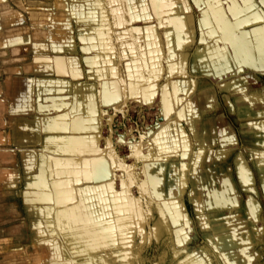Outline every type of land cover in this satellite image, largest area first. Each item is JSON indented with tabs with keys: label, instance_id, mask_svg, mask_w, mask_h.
Listing matches in <instances>:
<instances>
[{
	"label": "crops",
	"instance_id": "0c3cea01",
	"mask_svg": "<svg viewBox=\"0 0 264 264\" xmlns=\"http://www.w3.org/2000/svg\"><path fill=\"white\" fill-rule=\"evenodd\" d=\"M0 38L2 194L78 192L85 205L63 212L78 249L126 243L127 213L147 239L133 167L117 164L115 189L103 116L159 106L136 186L161 219L153 238L204 233L223 264H264V0H0ZM50 257L25 264H108Z\"/></svg>",
	"mask_w": 264,
	"mask_h": 264
},
{
	"label": "rangeland",
	"instance_id": "374dc122",
	"mask_svg": "<svg viewBox=\"0 0 264 264\" xmlns=\"http://www.w3.org/2000/svg\"><path fill=\"white\" fill-rule=\"evenodd\" d=\"M105 127L104 129L109 133L108 125ZM128 132L126 131V133ZM126 137L129 138L127 135ZM126 137H122V139L125 140ZM146 137L144 142H149L148 144L151 145L150 140ZM118 139L120 140V137ZM144 151L143 147L135 144L134 148L133 146L131 148L119 146L115 148V151L109 153L110 158L115 162V172L118 173V176H116V190L121 188L120 177L126 181L124 178L125 173L117 170V164L123 162L127 166L133 167L131 168L132 171L127 169L133 176V183H135V186L131 187V193L133 191L134 195L139 197L142 205L140 214L143 215V228L147 239L143 240V237L137 233L140 228L136 224L133 214L130 213L129 216L127 213L122 217L125 218V222L131 224L130 231L134 232V235L132 233V236L129 237L131 239L126 240V243L122 244L117 239L109 247L101 248L97 252L86 250V248L78 249L75 241L72 242L75 239L71 232L73 224L70 219H73L72 215L68 213L63 216V212L67 211V206L73 204L74 206L85 205V202L81 201L79 193L74 191L76 197L70 200V203L59 204L57 201L58 192L49 194L31 191L28 193L25 189L27 183H24L21 188L25 192H20L19 196L0 192V264H16L17 262H24L25 264L28 260L29 262L32 261L34 254L51 256V259L64 257L65 259L73 258L75 260L96 259L101 256L107 259L108 264H120L121 262L115 254L129 248H131V251L125 260L131 261L132 264H223V255L214 253L212 243L208 241V234L198 233L196 239L189 246L183 247H178L174 236L170 235L168 229L165 228L160 227L158 239L153 238L154 228L159 227V225L162 226L161 219L156 214L157 209L151 206L152 202L139 194L136 189L143 177L144 169L141 170L140 166L143 167L144 162L148 161L143 157ZM153 153L154 149L152 155ZM136 165H139V168ZM17 167L23 168L22 163H18ZM121 171L124 172L125 170L121 169ZM69 179L71 178H57V183L70 184ZM17 197L19 198V208H9L6 204L16 203ZM110 203L111 205L115 204L113 201H110ZM158 210L164 214L165 218H168V211L165 207L160 204ZM172 210L174 211V209ZM17 216L19 219H16ZM167 222L169 227V221ZM124 236V232L120 233L119 231L116 234L117 238H123ZM192 254L193 257H191Z\"/></svg>",
	"mask_w": 264,
	"mask_h": 264
},
{
	"label": "built area",
	"instance_id": "2783aa9c",
	"mask_svg": "<svg viewBox=\"0 0 264 264\" xmlns=\"http://www.w3.org/2000/svg\"><path fill=\"white\" fill-rule=\"evenodd\" d=\"M159 106L154 107H141L139 104H128V108L124 114H119L113 122L114 129V143L115 148L119 147L117 144V138L120 136H129L134 142L139 140V135L134 133V137L131 135L136 127H139L141 133L147 136L148 132L155 128L159 122ZM156 111V114L152 112ZM119 112V111H117ZM115 111H109L104 114V125L110 120ZM106 128V127H105ZM126 131H129L126 133ZM120 134V135H118ZM118 135V136H117Z\"/></svg>",
	"mask_w": 264,
	"mask_h": 264
},
{
	"label": "bare ground",
	"instance_id": "6f19581e",
	"mask_svg": "<svg viewBox=\"0 0 264 264\" xmlns=\"http://www.w3.org/2000/svg\"><path fill=\"white\" fill-rule=\"evenodd\" d=\"M132 136H134V134H131ZM122 137H124V136H120V140L117 138V144H118V146H123V145H127L128 144V142H127V140L125 139V140H123L122 139ZM152 141V140H151ZM143 142V141H142ZM142 142H139V140H136V144H140V143H142ZM149 142H143V144L141 145V147H143V150H145L144 151V153L145 154H143V157H144V159L145 160H152V152H153V149H152V147H151V145L150 144H148ZM133 148H134V146H133ZM114 150V149H113ZM128 166L125 164V163H123L122 162V165L120 166V168L121 169H124V170H127L128 168H127ZM122 182L124 183L123 184V186H126L127 185V183H126V181H124V180H122ZM110 184V183H109ZM124 188V187H123ZM113 190V189H112ZM115 192V191H114ZM121 194H124V193H121ZM126 199V198H125ZM124 200V199H123ZM164 218V217H163ZM154 236V235H153ZM126 251V250H125ZM130 251V250H129ZM129 253L128 252H125V253H121V255H119V260H120V262H123L125 259H126V257H127V255H128ZM125 264H128L127 262L125 263Z\"/></svg>",
	"mask_w": 264,
	"mask_h": 264
},
{
	"label": "water",
	"instance_id": "95a60500",
	"mask_svg": "<svg viewBox=\"0 0 264 264\" xmlns=\"http://www.w3.org/2000/svg\"><path fill=\"white\" fill-rule=\"evenodd\" d=\"M128 108V103L125 105L124 110L122 111H115V113L111 116L110 120L107 122L108 125V130H109V134L106 140V144H107V148L109 150H113L115 149V143H114V129H113V122L114 119L119 115V114H124L126 112ZM137 133L139 135V142L144 141L145 135L143 133L140 132L139 127L137 126L136 129L133 131V134ZM117 174V173H116Z\"/></svg>",
	"mask_w": 264,
	"mask_h": 264
}]
</instances>
